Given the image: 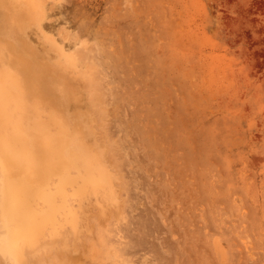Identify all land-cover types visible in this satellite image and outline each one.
<instances>
[{
  "label": "rangeland",
  "instance_id": "rangeland-1",
  "mask_svg": "<svg viewBox=\"0 0 264 264\" xmlns=\"http://www.w3.org/2000/svg\"><path fill=\"white\" fill-rule=\"evenodd\" d=\"M44 1L21 41L52 64L89 54L100 72V130L122 140L132 221L149 229L127 257L264 264V0ZM74 85L95 118L88 85ZM85 246L66 264H96Z\"/></svg>",
  "mask_w": 264,
  "mask_h": 264
},
{
  "label": "bare ground",
  "instance_id": "bare-ground-1",
  "mask_svg": "<svg viewBox=\"0 0 264 264\" xmlns=\"http://www.w3.org/2000/svg\"><path fill=\"white\" fill-rule=\"evenodd\" d=\"M44 2L0 0V259L32 264L50 256L66 264L89 244L96 264H133L127 254L138 251L149 229L141 232L132 221L140 213L120 167L122 140L100 130L103 105L92 85L100 72L87 64L89 54L80 60L62 54L63 62L52 64L21 41L26 19L34 20ZM76 78L88 85L95 118L78 110L84 97L73 86ZM94 229L97 246L90 244Z\"/></svg>",
  "mask_w": 264,
  "mask_h": 264
}]
</instances>
